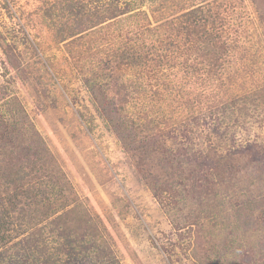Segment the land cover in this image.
Instances as JSON below:
<instances>
[{"label": "rangeland", "instance_id": "374dc122", "mask_svg": "<svg viewBox=\"0 0 264 264\" xmlns=\"http://www.w3.org/2000/svg\"><path fill=\"white\" fill-rule=\"evenodd\" d=\"M69 3L125 14L58 43ZM197 8L224 46L216 64L195 63L205 55L192 53L186 14ZM129 46L157 58L158 81L123 75L144 87L112 124L94 91L110 89ZM143 113L159 147L117 132ZM22 147L57 165L65 193L53 184L47 214L19 217L0 264H42L25 241L72 261L58 251L84 224L114 264H264V0H0V171ZM76 257L94 262L92 250Z\"/></svg>", "mask_w": 264, "mask_h": 264}, {"label": "trees", "instance_id": "16d2710c", "mask_svg": "<svg viewBox=\"0 0 264 264\" xmlns=\"http://www.w3.org/2000/svg\"><path fill=\"white\" fill-rule=\"evenodd\" d=\"M75 6L76 5H74L73 3H69L64 7L67 8L68 12L66 15L67 21L64 22V28H61V30H59V35L61 34V36L58 37V43L67 40V36H62V34L64 33L63 31L69 33L68 36H74L75 34H79L84 30V28L86 27H84V25L86 23L92 24V22H95L90 26L92 27L102 23L103 21L114 20L119 16L125 14V11L117 8L101 11L96 10L94 12H91L85 7V5H80L79 7ZM200 12L201 9L197 8L195 10L189 11L186 14V21H188L186 29L188 30V36H192V53L199 54V52L201 51L205 55V57L203 56V58L199 57V60L197 59L195 63L198 65L204 64V62L207 61L209 63L216 64L219 59L217 55H221L222 50L225 49H223V45L221 46L214 42V44L212 45V40L214 39L212 37V31L209 30L208 24L201 20V17L199 15ZM94 17L95 19H97L95 20ZM77 40L78 41L73 42L74 44L71 43V47H74L73 50L83 45L80 39ZM201 43L206 47L201 48ZM217 45H219L218 48ZM208 47H213V53H208ZM89 48L90 47L88 46V49ZM80 53L81 52H78L76 53V55H80ZM157 63H159L157 58L149 57V59H147V56H140L139 52L134 50V47H126V50L123 51L122 56L119 57L116 64L113 65L114 73L112 77L114 79L112 81L114 83H112V85L109 84L110 89L105 90L103 87H101L99 90L94 91L96 99H99L101 112L103 115H105L109 123H119V121L115 122V120H117L116 118L120 119L119 116H121V112L124 111V105L130 101L132 97V93L130 91L133 90V92L139 93L138 89L140 90V88L144 87L141 82L140 83L142 86L139 87V84L137 83L138 80L134 79H132L133 81H130V83H124V81L122 80L123 75L131 77L133 75V71H138L142 73V75L145 74L147 77L144 78L143 83H146V80L150 81L151 79H154L155 82H157L158 79H156V77L159 69L156 68ZM212 67H214V65H212ZM212 74H216V70H210L208 75L211 76ZM147 75H152L153 77H150L148 79ZM120 78L122 79L119 80ZM146 84H148L146 85L147 87L152 85L151 83ZM110 95H112V97H110ZM138 118H140V121L132 120L128 125L120 123L118 125L117 132H119L121 137L124 136V138H126V141H128L129 139L130 141H135L142 138V142L144 141V145H146V147L155 145L159 147L157 139L153 138V130L159 129V122H156V119H154L153 117L149 118L146 113L141 114V116H139ZM158 121H160L161 123H166V125H168V122H170V120L168 119H160ZM124 132L126 134H124ZM48 163V161L42 160L31 149L22 147L19 151L15 152L7 159L6 166L2 169V171H0V247H5L9 243L12 236L7 233L11 230V226H13L14 224H19L18 221L20 220L19 217L21 215H26L27 211L31 212L33 208H35L37 212L40 211L44 212V214H47V208L51 205L50 203H47L49 202L47 196L55 191V186L58 189V194L64 195L65 177L63 175V172L60 171V169L56 168L57 165L47 167ZM38 180L45 182L46 185L42 184L41 187H38ZM66 201L67 198H65L64 202ZM70 212L71 211H68L69 214ZM68 213H65V215H67ZM78 219H80V217H78ZM90 229L93 228H89L86 224H84V228H80L76 236L73 235V239L67 241V245L69 246L68 249H66L67 246H61L59 248L58 253L64 252L67 253L70 258L72 256L73 258H76L72 261L67 260L64 264H75V262L76 264H82V260L77 259L76 256H78V251L82 252L87 250H92V260H94V262L91 264H114L110 262L111 260H108L107 255H105V250L101 248L102 240L100 241L101 243L99 242V245L96 244L98 242L97 240L100 238V235H97V233L93 232H90L89 234ZM86 240L91 241V247L82 246ZM32 242L33 241L21 242L22 245L20 251L22 252V250L26 251L29 250V248H34L36 250V254L42 256V264L59 263L58 256L55 257V255H52L44 245L39 249V247H32ZM195 243L196 250H198L199 254L202 253L204 251V247L200 245L202 243V238L200 236H196ZM84 259L86 258H83V260ZM104 259H106V261H104Z\"/></svg>", "mask_w": 264, "mask_h": 264}]
</instances>
